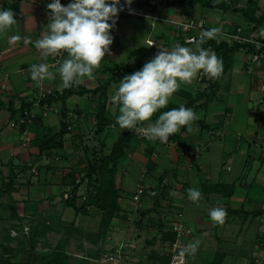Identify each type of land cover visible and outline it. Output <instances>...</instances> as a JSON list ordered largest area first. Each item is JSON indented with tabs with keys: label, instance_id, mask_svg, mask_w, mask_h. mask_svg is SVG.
<instances>
[{
	"label": "crops",
	"instance_id": "0c3cea01",
	"mask_svg": "<svg viewBox=\"0 0 264 264\" xmlns=\"http://www.w3.org/2000/svg\"><path fill=\"white\" fill-rule=\"evenodd\" d=\"M254 1L260 15L264 12V0ZM48 2L50 0H0V7L11 8L16 13V22L0 33V221L32 220L40 229L45 228L43 240L56 235L58 240L63 237V241H67L68 236L80 233L84 212L92 207L86 204V183L81 182L89 157L103 144L106 152L109 151L124 129L116 122L118 105L110 99L115 84L109 87L106 100L100 94L77 92L65 102L68 131L64 134L63 145L41 151L38 141L58 132L64 121L62 102L50 106L43 104L41 97L40 83L51 92L64 89L60 87L58 68L67 55L50 56L45 61L36 47L35 42L49 22ZM248 2L240 0L239 5L246 6ZM137 9L143 14L121 15L116 26L119 35L110 30L113 35L110 52L94 70L93 78L85 77L72 86L87 89L99 86L109 78L108 69L114 64H145L159 51L157 45L170 48L179 42L195 50L196 43H186L185 32L173 23L187 16L204 18L209 29H219L218 36L214 37L217 42L228 41L226 34L237 27L254 31L253 23L242 13L200 4L142 5ZM232 14L243 16L245 23L237 22L230 16ZM13 36L20 39L12 40ZM25 38L30 42L25 43ZM148 39H153L155 45H150ZM208 49L215 52L214 47ZM44 62L49 64L52 75L42 81L33 80L32 65ZM209 78L200 72L192 83L181 84L169 98V103L159 110L184 105L197 114L190 126H182L173 134L179 145L189 149L188 152L177 146H167L158 139L148 140L133 129L131 146L122 158L116 176L123 215L113 219L112 229L134 220L141 210L146 216L159 217V221L163 220L168 226L174 218L182 216L195 228L198 241H206L207 237L208 240L214 237L216 241H223L229 238L226 235L231 232L228 226L236 222L238 210H264V206L252 207L264 201L261 151L264 143V90L261 88L264 59L254 62L244 48L237 50L216 97L207 104L203 99L190 104V99L203 92ZM236 89L245 92L242 101L229 97L236 95ZM104 100L111 123L98 133L96 114ZM23 104L31 110V118L26 124L14 126L11 121L17 118ZM159 112L153 114L152 121ZM148 123L142 122L140 127ZM25 133L30 139L26 142ZM195 147L200 149L198 154L193 153ZM7 184L11 188L6 187ZM139 184H144L145 193L138 206L131 195ZM75 186H78L77 192ZM189 188L201 191L198 202L189 198ZM74 195L80 208L78 213L66 203ZM212 207L226 210L223 222L210 218L208 210ZM9 211L12 212L10 216ZM48 224L52 225L48 227ZM66 225L70 226L67 234L65 229L60 231ZM9 227L16 231L11 224ZM111 231L108 238H117V231Z\"/></svg>",
	"mask_w": 264,
	"mask_h": 264
},
{
	"label": "clouds",
	"instance_id": "9594fccd",
	"mask_svg": "<svg viewBox=\"0 0 264 264\" xmlns=\"http://www.w3.org/2000/svg\"><path fill=\"white\" fill-rule=\"evenodd\" d=\"M132 0H50L46 4L49 22L43 29L42 36L35 42L40 55L46 61L50 56L67 53L59 64L60 87L69 88L77 81L93 78L94 70L99 67L105 54L110 52L113 42L111 29L118 19V12ZM16 13L11 8L0 7V33L9 29L16 22ZM219 29L203 31L193 48L179 42L169 47L158 46L159 51L147 61L141 69L120 79L110 97L118 105L119 114L116 122L123 129H136L148 140L167 142L170 135L182 126H190L197 119V114L184 105L159 112L169 103V98L181 84L192 83L200 72L210 78H218L223 70L222 60L202 45L209 38H214ZM13 36L12 40H19ZM30 41L25 38V43ZM31 78L42 81L52 75L49 64H33ZM159 112L152 121L154 113ZM148 121L147 126L140 127ZM188 196L199 201L202 193L197 188H189ZM208 214L213 221L223 222L226 210L212 207ZM199 241L186 245L183 252L195 253Z\"/></svg>",
	"mask_w": 264,
	"mask_h": 264
},
{
	"label": "rangeland",
	"instance_id": "374dc122",
	"mask_svg": "<svg viewBox=\"0 0 264 264\" xmlns=\"http://www.w3.org/2000/svg\"><path fill=\"white\" fill-rule=\"evenodd\" d=\"M230 16H234L235 20L242 24L246 21L240 14H232ZM229 97L242 101L245 97V92L236 89V95H230ZM225 102L226 100L222 104ZM94 140L99 145L96 137ZM258 206H264V201H259L257 206L252 207ZM11 213L9 211V216ZM84 213L80 233L73 237L68 236L66 238L67 241H63V237L58 240L56 235L53 238H49V240L37 239L35 245H32L33 243L31 242L32 231L36 226L34 221H0V264H36V261L41 259L43 255L52 252L60 246L67 253V264H110L102 262V257L105 252L114 250L123 241H128L131 244L128 248L130 259L127 261L128 264H131L133 258H150L151 255L160 252L166 237V231L170 230V224L168 226L163 220V222L159 221V217L146 216L144 215L145 212L142 213L139 210L134 220H130L124 225L120 224L121 226L118 225L119 229L110 227V232L107 230L105 237L103 235L99 237L98 235L104 232L102 211L97 206H92ZM236 213L238 214L236 222L228 226L231 232L226 235H229V238L223 241H216L214 237L210 240L207 237L206 241H199L196 252L191 253L192 264H212L216 253L220 251L226 255L223 264H248L256 249V245H260L264 241V214L259 216L246 215L242 209ZM122 215L120 213L117 217H122ZM119 222L121 223L122 220L119 219ZM10 224L16 231H12L11 227H9ZM162 224L165 229H168H163L161 227ZM69 227L68 225L64 226L63 229L61 227L60 231L65 229V234H67L66 232H70ZM111 230L117 231V238H108V234L112 235ZM195 235L196 231L189 243L198 241ZM123 264L126 263L123 262Z\"/></svg>",
	"mask_w": 264,
	"mask_h": 264
},
{
	"label": "trees",
	"instance_id": "16d2710c",
	"mask_svg": "<svg viewBox=\"0 0 264 264\" xmlns=\"http://www.w3.org/2000/svg\"><path fill=\"white\" fill-rule=\"evenodd\" d=\"M239 1L240 0H167L166 5L183 6L186 2H188L191 5L200 4L203 7L219 8L223 10H231L235 13H242L250 23H253V30L263 27V32L259 37L264 40V12L260 15L257 14V4L254 0H249L246 6H240ZM209 45L215 48L216 55L222 60L223 70L218 78H209L208 84L203 92L198 93L194 98L190 99V104H193L195 101L201 99L204 100V104L213 100L220 89L221 80L224 78L231 66L234 52L241 48H247L248 51H254L255 49L254 45L250 43H230L228 41L217 42L215 38H209L202 46L209 48ZM143 65L144 63L142 62H139L136 65L114 64L108 69L110 71L109 78L95 88L87 89L82 86H71L69 88H64L61 92H51L47 97L43 98L42 103L50 106L57 101L62 102L63 105L61 115L64 121L62 122L61 129L58 132L48 137L43 136L41 140L38 141L41 151L51 150L55 147H61L63 145L64 134L68 131V123L65 120L68 116L65 102L69 96L77 92H90L93 94H100L101 97H104L106 100L107 92L112 84H115L117 87L120 79L127 74H131L141 69ZM105 100L101 101L96 114L98 119V133L103 132L106 126L111 123V119L106 110ZM10 107L13 113L16 114V110L13 109L11 105ZM24 107L25 104L21 106L19 111L21 112ZM132 138L133 130L124 129L109 151L106 152L104 144L101 146L100 150L94 151L92 156L88 159V167L81 179V182L86 183V204L97 206L103 213L102 224L104 226V232L99 234V237L102 235L105 237L107 235V230L109 231L113 219L123 210L120 205L121 193L117 185L116 176L120 162L127 154L131 146ZM6 187L11 188V185L7 184ZM77 190L78 186H75L74 191L77 192ZM66 203L69 206H72L77 213L80 211V208L76 204V195L72 196L66 201ZM245 213L246 215L253 214L255 216H259L264 214V210H246ZM47 226L50 227V225ZM161 227L165 229L163 224ZM45 231V228L40 229L38 225L33 229L31 238V242L33 243L32 245L37 243V239L44 237ZM175 239L176 233L171 230H167L164 241H174ZM66 254V251L60 246L52 252L43 255L41 259L36 261V264H67L68 256ZM224 258L225 254L223 252H217L212 264H223ZM150 259H152L153 262L160 259L163 263H168L169 256L159 255V252H157V254L151 255Z\"/></svg>",
	"mask_w": 264,
	"mask_h": 264
},
{
	"label": "built area",
	"instance_id": "2783aa9c",
	"mask_svg": "<svg viewBox=\"0 0 264 264\" xmlns=\"http://www.w3.org/2000/svg\"><path fill=\"white\" fill-rule=\"evenodd\" d=\"M167 0H132L130 5L125 4V7L122 11L118 12V19L116 20L115 26L112 28V33L114 35H119V31L116 28L117 23L121 15L124 14H143L137 8L142 5H147L150 7H157L160 5H166ZM124 3V0H121ZM61 3H69V0H61ZM175 27L181 31L185 32V42L186 43H197L199 36L203 33L204 30L209 29L206 19L204 18H196L192 16H187L185 19H180L173 21ZM219 32V31H218ZM217 32V36H218ZM263 32L262 29L254 30V31H245L242 27H237L234 32L226 34V39L233 43L239 42L244 44H253L255 49L254 51H248L247 48H244L248 52V57L252 61H258L260 59H264V40H262L259 36ZM147 42L150 45H155V41L153 39H148ZM212 46L209 45V48ZM61 53L60 55H62ZM41 86V97L42 99L47 97L51 90L45 88L42 83ZM262 90H264V81L261 84ZM49 109H53L47 105ZM47 113V112H46ZM31 118V110L29 108H24L17 116L16 119L11 121L12 125H20L26 124ZM71 128V126H69ZM140 136H144L142 132L139 131ZM25 142L30 140L29 135L27 133L24 134ZM167 146H177L182 151L188 152L189 149L184 147L183 145H179V141L177 138L170 135L169 140L167 142H163ZM262 155L264 157V143L261 147ZM200 152L199 147H195L193 153L198 154ZM145 193L144 184H139L131 195V199L140 205L143 195ZM170 230L176 233V239L174 241H164L163 247L159 252V255H167L169 256L168 263H163L160 259L156 262H153L152 259L145 258H133V262L131 264H192L191 263V253L183 252L182 250L189 244V240L195 234V230L187 224L185 219L182 216L174 218L170 223ZM129 245L128 241H123L117 248L114 250H110L105 252L102 257V262L110 263V264H123L125 262L128 264L129 256ZM128 251V252H127ZM248 264H264V241L260 245H256V249L253 252L252 258L248 262Z\"/></svg>",
	"mask_w": 264,
	"mask_h": 264
}]
</instances>
